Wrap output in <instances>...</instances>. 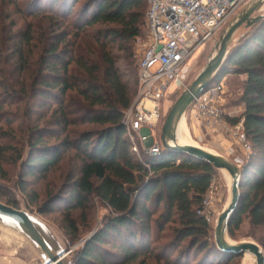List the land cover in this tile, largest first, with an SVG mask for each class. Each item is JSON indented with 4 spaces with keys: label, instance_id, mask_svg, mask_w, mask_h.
Wrapping results in <instances>:
<instances>
[{
    "label": "trees",
    "instance_id": "16d2710c",
    "mask_svg": "<svg viewBox=\"0 0 264 264\" xmlns=\"http://www.w3.org/2000/svg\"><path fill=\"white\" fill-rule=\"evenodd\" d=\"M77 4L78 0H31L27 14L49 13L65 23ZM147 7L148 0H99L81 11L73 24L74 33L52 32L51 44L41 54L40 72L31 86L28 102L40 103L39 107L46 111L39 123L53 113L50 122L57 133L49 125L43 129L36 127L35 134L28 139L29 154L25 160L23 150L0 144V178L7 177L6 167L16 165L8 158L11 156L13 160L15 155V163L23 159V180L31 178L33 182L47 180L69 152L78 150L81 164L69 184V198L64 200L69 226L76 228L71 214L86 211L93 196L107 204L113 216L77 253L74 264H130L145 255L151 248L152 212L139 202L142 197L146 204L155 197L158 208L164 205V223L177 226L175 250L185 242L189 243L190 251L203 252L210 248L211 227L200 212L218 170L202 160L164 148L159 157L145 156V161H140L132 152L123 125L124 111L134 101L138 80H125L120 63L126 56L134 55L135 41L146 26ZM98 24L108 25V29L84 44L83 40L88 38L84 34L86 29ZM31 31L20 34L21 41L12 56L17 69L28 65L24 46L33 43ZM246 31L211 84L214 87L231 74L245 77L241 117L246 137L257 156L243 168L241 198L228 228L231 237L246 218L253 226H264V18ZM2 74L0 71V78ZM0 82L4 83H0V90L5 95L0 112L10 97L27 99L25 86L16 93L5 80ZM32 111L31 108L29 120H33ZM242 119L235 118L231 124L236 125ZM80 124L105 128L96 134L83 132L74 141L69 129ZM27 188V182H23L21 192L26 193ZM6 204L16 208L15 202ZM147 217L150 221L142 229L145 238L138 240L133 229L139 220ZM112 239L120 243H116L121 253L118 258L104 249Z\"/></svg>",
    "mask_w": 264,
    "mask_h": 264
},
{
    "label": "rangeland",
    "instance_id": "374dc122",
    "mask_svg": "<svg viewBox=\"0 0 264 264\" xmlns=\"http://www.w3.org/2000/svg\"><path fill=\"white\" fill-rule=\"evenodd\" d=\"M98 1L99 0H78L72 17L70 20H66L65 23H63L64 21L62 19H56L50 16L49 13L40 14L38 16L27 14L29 9L27 7L30 6L31 0H0V71L3 73L0 81L5 80L7 85L12 87L11 89L16 90V93H19L21 88L25 86V92L27 93L25 95L27 99L14 96L10 97V99L7 100L8 102L6 101L7 104L3 105L4 109L0 112V144H11L14 148L23 150L24 160L29 154L28 139L35 134L33 132L36 127L43 129L44 126L47 127L46 125H49L50 130L56 132L55 126L50 122L53 113L50 112L48 116L39 123V119L43 118L46 111L43 112V108L39 107L40 103H34V101H32L29 104L28 102L29 93H32L31 86L35 83V79L38 78L40 72L41 54L45 48L50 46L53 35L52 32L56 33V31L69 30L74 33L75 29L73 24L79 19L81 11L91 3L94 2L95 4ZM263 8L264 6L262 9ZM147 9L148 7L145 9V13ZM262 9L259 14L264 13ZM29 26H31L30 29H28ZM57 26L61 28L58 29ZM226 28L227 27H223L221 30H218L212 39L208 41L191 60L192 67L190 78L187 83L188 87L201 74L209 60L218 51L219 43ZM107 29L108 25L100 24L86 29L84 34H86L88 38L83 40V43L86 44L87 40L92 38L97 39V36L104 33ZM29 30L33 32V43L26 45V47L24 46L28 65L23 68L18 67L17 69L15 66L17 65L16 59H12V56H15V48L19 46L18 42L21 41L20 34ZM145 31L146 26L142 36L135 41L133 48L134 55L132 57L126 56L125 58L127 59L122 60L120 63L121 74L124 76L125 80L131 81L133 78L138 80V61L142 52L141 41L139 40L145 38ZM246 32V30L241 29L235 36L236 40H239ZM80 41L81 40H79V42ZM116 52L117 51H115V53ZM244 79V76L234 74L228 75L223 79L224 91L221 94L220 107L225 113L227 125L233 126L231 120L235 118L242 119L241 115L244 112L242 113L241 108H244V106L241 104L240 100L243 94ZM0 83L4 84L3 82ZM211 86L212 85H210L208 89H210ZM136 88L138 89V85ZM184 91L185 90L172 95L161 107L160 121L154 128V137L161 144L163 128L167 116ZM3 98H5L4 90H0V102L4 100ZM194 107L195 104L190 107L185 115L186 125L191 138L190 143L199 148H204L213 153L217 152L223 155L225 158L238 165L243 173L244 166L251 162L252 158L257 157L255 155L256 152L252 151L250 153L245 151L241 143L222 127L212 126V128H210L205 120L200 119L196 115ZM31 108L33 110L32 112L35 113L32 116L33 120H29L28 115ZM78 117H81V115H78ZM11 121L14 123L8 128V124ZM104 128L103 126L80 124L71 127L69 130L71 138L76 141L83 132L96 134ZM126 136L129 140L128 134ZM62 137H64V135ZM51 142H55V139H52ZM132 152H134L133 149ZM134 154L138 160L145 161L143 153L138 154L134 152ZM78 155V150H72L66 155L59 168H57L47 180L36 182H33L31 178H25L23 180V159L19 163H15L14 160L17 157L12 155L14 159L11 160V156H8L10 162L16 165L6 167L8 173L7 177L5 179L0 178V202L4 204L8 201L15 202L16 209H21L30 213L36 221H38L37 223L40 230L54 247L57 246L60 250H70L71 253L67 259L68 262L70 261L72 264H74L77 253L83 249L86 242L103 230L107 222L113 216V212L109 206L98 197L93 196L91 197L89 208L86 211L83 212L78 210L71 214L75 221L76 228L71 229L69 226V222L66 218L68 215L64 200L69 198L67 194L70 186L69 184L72 177L76 174L74 172H77V168L81 164L80 156ZM217 172L218 174L214 176V195L213 198L210 199V205L208 206V216L210 217L209 224L211 227L209 238L210 248L203 252H199L197 249L190 251L189 243L185 242L182 248L175 250L173 246L175 243L174 229L177 228V226L172 223H164L162 218V215L165 214L164 205L162 204L158 208L156 206L155 197L151 202L146 204L142 197L139 202L145 204L152 212L151 222H149L150 219L148 217L139 220L133 230L137 231V239L141 240L145 238L142 229L146 226V223L149 222L151 228V248L147 250L145 255H142L137 261L130 264H246L248 258L245 254L228 257L224 252L223 254L219 253L222 251L218 249L215 243L214 229L216 221L219 214L228 203L230 189L229 176L224 172ZM23 182H27L28 185L26 193L21 192ZM36 197L38 199L34 202V198ZM161 226L163 227L162 229ZM15 233V236L8 234V238H6L4 236V231L0 228V254L18 257L26 264L32 261L38 262L40 257L39 249L26 236L17 232ZM229 237L234 243L243 240L254 241L264 250V226H253L248 218L244 220L240 229L235 232L234 237L230 235ZM113 241H115V239H112L110 244L104 245V249L109 250L111 255L118 258L121 253L116 243H118V245H120V243L118 240L116 243ZM114 263L115 262H112L110 264Z\"/></svg>",
    "mask_w": 264,
    "mask_h": 264
},
{
    "label": "built area",
    "instance_id": "2783aa9c",
    "mask_svg": "<svg viewBox=\"0 0 264 264\" xmlns=\"http://www.w3.org/2000/svg\"><path fill=\"white\" fill-rule=\"evenodd\" d=\"M253 0H148L145 38L141 41L138 61V89L131 106L124 112L123 125L134 152L159 157L163 145L154 137L160 121L161 107L172 95L186 90L191 74V60L227 27ZM223 80L195 101L196 115L210 128L220 126L231 133L243 149L252 152L242 119L230 126L220 107ZM215 182L203 201L200 212L210 223L208 206Z\"/></svg>",
    "mask_w": 264,
    "mask_h": 264
},
{
    "label": "water",
    "instance_id": "95a60500",
    "mask_svg": "<svg viewBox=\"0 0 264 264\" xmlns=\"http://www.w3.org/2000/svg\"><path fill=\"white\" fill-rule=\"evenodd\" d=\"M263 6L264 0H253L227 26L219 43L218 51L209 60L201 74L180 95L167 116L162 133V145L165 150L197 158L210 164L216 170L227 171L231 175L230 201L217 218L214 229L215 243L218 249L225 253L252 254L255 257V264H264L262 247L251 240L232 243L228 232L230 220L241 198L242 172L239 166L217 152L212 153L204 148L179 143L178 124L190 107L194 105L196 99L208 89L224 66L231 50L237 43L236 34L241 29H250L264 18V13L259 14ZM37 222L27 211L0 202V228H9L14 235H16L15 232L23 234L39 249L40 262L32 261L29 264H72L67 259L71 253L70 250H60L57 246L54 247L42 233Z\"/></svg>",
    "mask_w": 264,
    "mask_h": 264
},
{
    "label": "bare ground",
    "instance_id": "6f19581e",
    "mask_svg": "<svg viewBox=\"0 0 264 264\" xmlns=\"http://www.w3.org/2000/svg\"><path fill=\"white\" fill-rule=\"evenodd\" d=\"M262 10L264 12V8ZM190 139H191L190 138V134H189V131H188V128H187V125H186V117L183 116L181 121L178 124V142L181 143V144H185V145H193L192 143H190ZM223 172L226 173L229 176V180H230V189H229V198H228V203H229V201H230V191H231V185H232V177L227 171H223ZM228 203H227V205H228ZM2 230L7 234V236H8V234H10L12 236L14 235V233H12V231L9 228L3 227ZM230 242H232V240H230ZM232 243H234V242H232ZM245 255L248 258L247 261H246V264H255V257L252 254H245Z\"/></svg>",
    "mask_w": 264,
    "mask_h": 264
},
{
    "label": "crops",
    "instance_id": "0c3cea01",
    "mask_svg": "<svg viewBox=\"0 0 264 264\" xmlns=\"http://www.w3.org/2000/svg\"><path fill=\"white\" fill-rule=\"evenodd\" d=\"M241 110H242V113H243L244 112V108L242 107ZM4 236L6 238H8V236H7L6 233L4 234ZM0 264H26V263H24L18 257H11L8 254H7V256L6 255H3V254H0Z\"/></svg>",
    "mask_w": 264,
    "mask_h": 264
}]
</instances>
